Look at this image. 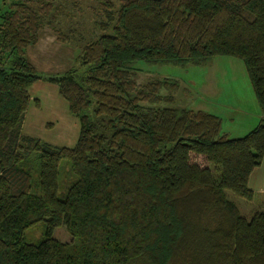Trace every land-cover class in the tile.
<instances>
[{
	"label": "trees",
	"instance_id": "16d2710c",
	"mask_svg": "<svg viewBox=\"0 0 264 264\" xmlns=\"http://www.w3.org/2000/svg\"><path fill=\"white\" fill-rule=\"evenodd\" d=\"M54 1L0 0V264H264V210L247 219L225 192L251 199L264 117L229 137L213 113L155 105L175 83L130 69L234 56L264 113V0L100 1L77 65L41 75L24 54L40 29L77 32L57 26L68 3ZM39 79L78 116L73 146L21 134ZM60 225L68 242L51 236Z\"/></svg>",
	"mask_w": 264,
	"mask_h": 264
},
{
	"label": "rangeland",
	"instance_id": "374dc122",
	"mask_svg": "<svg viewBox=\"0 0 264 264\" xmlns=\"http://www.w3.org/2000/svg\"><path fill=\"white\" fill-rule=\"evenodd\" d=\"M55 1L68 3L67 14L58 16L57 26L65 34L69 33L70 26L77 32H74L75 37H68V43H61L50 27L44 26L40 29L37 42L26 46L24 54L41 75H58L77 65L76 59L81 46L98 35L95 22L105 16L103 12L99 13L101 8L99 9L98 2L103 0ZM73 4L76 6L72 7ZM3 9L4 6L0 4V12ZM130 69L138 84L155 78H166L175 83L174 89L170 86L171 93L167 89L160 92L161 95L171 94V97L163 98L155 105L201 109L213 113L221 118V133L229 137L244 135L264 117L244 63L237 57L216 55L203 65L149 63L138 60L130 65ZM29 95L21 123V134L36 137L52 145L73 146L79 134V119L69 112L66 101L57 94L55 84L39 79L29 87ZM210 167L217 176L219 169L212 164ZM225 192L229 199L237 203L242 214L250 215L249 218L256 211H252L254 206L258 202H264V195L261 193H256L253 199L247 200L236 196L230 190ZM37 230L32 228L29 235L31 238L26 239L36 240L40 236V231ZM51 236L60 241L70 240L63 225L55 227Z\"/></svg>",
	"mask_w": 264,
	"mask_h": 264
},
{
	"label": "crops",
	"instance_id": "0c3cea01",
	"mask_svg": "<svg viewBox=\"0 0 264 264\" xmlns=\"http://www.w3.org/2000/svg\"><path fill=\"white\" fill-rule=\"evenodd\" d=\"M248 187L252 190L253 195L251 197V199H253L254 194H263L264 195V156L262 159V163L254 168V170L251 172L249 180H248ZM251 199H247V200H251ZM246 200V201H247ZM237 205V203H235ZM238 210L240 212V214L246 218H249V216L244 215L241 213L240 211V207L237 205ZM253 210H264V202H258L257 205L254 206ZM251 211V212H252Z\"/></svg>",
	"mask_w": 264,
	"mask_h": 264
}]
</instances>
